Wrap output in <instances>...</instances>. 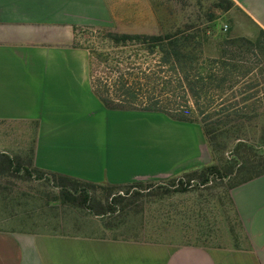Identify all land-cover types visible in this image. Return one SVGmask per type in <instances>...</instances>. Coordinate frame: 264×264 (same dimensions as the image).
<instances>
[{"label": "crops", "instance_id": "1", "mask_svg": "<svg viewBox=\"0 0 264 264\" xmlns=\"http://www.w3.org/2000/svg\"><path fill=\"white\" fill-rule=\"evenodd\" d=\"M232 2L264 31V0ZM117 7L114 0H0L1 154L28 153L33 168L102 186L160 183L213 165L199 124L109 110L93 93L90 53L73 45L75 32L106 25ZM228 196L240 243L0 229V264H264V175Z\"/></svg>", "mask_w": 264, "mask_h": 264}, {"label": "trees", "instance_id": "2", "mask_svg": "<svg viewBox=\"0 0 264 264\" xmlns=\"http://www.w3.org/2000/svg\"><path fill=\"white\" fill-rule=\"evenodd\" d=\"M223 3V11L233 8L232 0ZM205 33L188 25L158 35L109 33L105 39L114 47L136 45L149 55H158L157 64L142 68L102 58L104 64L115 65L114 76L92 81L90 74L91 87L106 109L156 112L175 121L199 124L213 161L222 163L227 151L230 158L221 166L211 165L184 177L202 184L210 178H232L230 190L264 175V31L258 29L253 39L219 34L217 52L211 57H205L210 46ZM249 130H254L252 136ZM24 165L32 167L31 160ZM24 165L0 153V173L24 169L31 176ZM32 169L37 179L44 174L52 178L62 205L93 216L122 217L140 206L141 194L128 192L141 186L136 183L102 186ZM97 190L102 193L99 197Z\"/></svg>", "mask_w": 264, "mask_h": 264}, {"label": "rangeland", "instance_id": "3", "mask_svg": "<svg viewBox=\"0 0 264 264\" xmlns=\"http://www.w3.org/2000/svg\"><path fill=\"white\" fill-rule=\"evenodd\" d=\"M114 1L119 13L112 15L106 25L83 27L75 32L73 45L84 47L90 53L92 81L114 76L115 65L104 64L102 58L105 57L142 68L157 64L158 55H149L136 45L114 47L105 39L109 33L158 35L184 25L193 26L206 31L204 36L210 46L205 57H211L217 52V35L253 39L258 31L240 9L223 11V0ZM249 134L252 136L254 130H249ZM27 156L25 153L22 159L13 158L24 165ZM223 158L222 163L230 158L228 151ZM222 163L213 161V165L221 166ZM23 167L32 172L31 176L26 175L24 169L0 173V229L130 238L172 245L198 243L215 247L240 243V230L228 196L232 178L222 181L210 178L205 184L185 177L160 183H136L141 186L130 188L128 192L129 195L141 194L139 208L122 217L118 214L98 217L86 210L62 205L58 201L59 191L53 187L49 175L37 179L32 167ZM181 187L188 191L177 192ZM101 194L97 190L96 195Z\"/></svg>", "mask_w": 264, "mask_h": 264}, {"label": "built area", "instance_id": "4", "mask_svg": "<svg viewBox=\"0 0 264 264\" xmlns=\"http://www.w3.org/2000/svg\"><path fill=\"white\" fill-rule=\"evenodd\" d=\"M224 28L227 29V26L225 25Z\"/></svg>", "mask_w": 264, "mask_h": 264}]
</instances>
